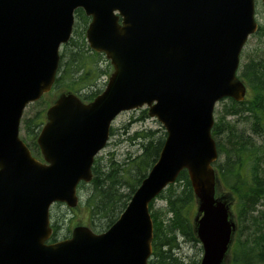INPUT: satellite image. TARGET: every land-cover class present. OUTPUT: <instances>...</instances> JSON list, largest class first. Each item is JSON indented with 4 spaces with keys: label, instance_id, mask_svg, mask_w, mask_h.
<instances>
[{
    "label": "water",
    "instance_id": "95a60500",
    "mask_svg": "<svg viewBox=\"0 0 264 264\" xmlns=\"http://www.w3.org/2000/svg\"><path fill=\"white\" fill-rule=\"evenodd\" d=\"M78 9L91 17L90 48L114 71L92 102L63 93L49 107L40 161L20 137L21 120L53 88ZM258 28L255 0H0V264H149L150 203L184 170L197 199L200 264H224L237 225L216 197L215 108L245 100L241 53ZM143 107L167 138L125 211L104 232L77 226L49 243L51 206H78L114 121Z\"/></svg>",
    "mask_w": 264,
    "mask_h": 264
},
{
    "label": "trees",
    "instance_id": "16d2710c",
    "mask_svg": "<svg viewBox=\"0 0 264 264\" xmlns=\"http://www.w3.org/2000/svg\"><path fill=\"white\" fill-rule=\"evenodd\" d=\"M90 20L82 9L75 12L73 34L62 48L54 84V90L77 94L85 102L93 101L104 90L106 83L102 80L112 71L105 55L93 51L87 44L86 30ZM255 35L264 37V28ZM239 76L251 94L242 102L232 98L220 102L222 107L216 112L217 121L212 129L219 152L215 167L222 186L237 200V231L230 263L264 264V51L249 56ZM42 102L43 99L33 104L40 107L22 119L23 140L38 158L41 154L37 138L49 107ZM147 119L145 109L136 121ZM114 134L112 130V137ZM166 138L162 126L159 130L135 132L130 139L138 145V151L128 153L122 161L112 158L106 167L102 166L101 158L96 159L91 183L80 186L91 189L85 202L95 231H105L118 220L157 162ZM157 199L164 200L166 206L157 209L155 201L150 205L154 239L149 264H186L179 256L180 239L200 243L193 218L197 200L188 172L182 171L176 183L169 185ZM58 240L55 225L51 242Z\"/></svg>",
    "mask_w": 264,
    "mask_h": 264
},
{
    "label": "rangeland",
    "instance_id": "374dc122",
    "mask_svg": "<svg viewBox=\"0 0 264 264\" xmlns=\"http://www.w3.org/2000/svg\"><path fill=\"white\" fill-rule=\"evenodd\" d=\"M256 5V21L258 23L259 28H264V5L262 0H255ZM264 51V37H257V35L252 36L247 42L246 46L243 49L241 54V64L247 61V58L252 54H260ZM111 74V73H110ZM107 78H103L102 83H106ZM63 90H54L49 92L43 97L44 102L42 105L46 103L53 104L56 99L63 93ZM251 92L248 90L247 98L250 97ZM40 105H31L26 111L25 115L31 114L35 109L39 108ZM222 105L219 103L216 106L215 110V121H217L216 112L221 109ZM146 108H142L137 111L125 112L118 116V118L113 123V130L115 132L114 136L111 137L109 145L107 148L100 153L99 158H101L102 166H108V162L110 159H115L118 161H122L128 155V153H133L138 151V145H135L133 141H131L130 137L133 136L135 132L143 131L146 129L159 130L160 123L155 119L149 118L144 122L136 121L140 116L142 111ZM21 137L24 138V131H21ZM90 187H80L78 190L79 196L81 198L80 204L75 209H70L66 205L56 204L52 208V214L54 224L57 225V236L59 239H63L69 236L72 230L78 226H89L93 229L94 225L91 219L90 210L86 205V199L90 193ZM218 195L225 196L227 202L230 204L231 211L233 213V218L237 220V200L236 197L228 190H226L221 182L218 184ZM155 207L159 209L160 207H165V201L162 199H157L155 201ZM196 215V208L194 210V216ZM98 232V230H97ZM181 242V250L179 252V256L184 258L186 264L193 263V261L201 262L203 257V247L201 243L186 241L185 239H180ZM231 252L225 264H231Z\"/></svg>",
    "mask_w": 264,
    "mask_h": 264
},
{
    "label": "flooded vegetation",
    "instance_id": "af4514ba",
    "mask_svg": "<svg viewBox=\"0 0 264 264\" xmlns=\"http://www.w3.org/2000/svg\"><path fill=\"white\" fill-rule=\"evenodd\" d=\"M218 197H223V196L218 195ZM54 206H55V205H54ZM54 206H53V207H54ZM53 207H52V208H53ZM51 215H52V228H53V233H54V232H55V224H54L55 221H54V218H53L52 209H51Z\"/></svg>",
    "mask_w": 264,
    "mask_h": 264
}]
</instances>
